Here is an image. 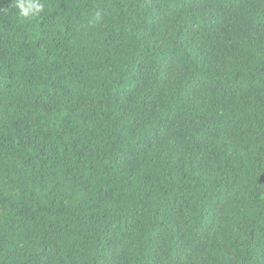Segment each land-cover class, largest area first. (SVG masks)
I'll use <instances>...</instances> for the list:
<instances>
[{
    "label": "trees",
    "instance_id": "obj_1",
    "mask_svg": "<svg viewBox=\"0 0 264 264\" xmlns=\"http://www.w3.org/2000/svg\"><path fill=\"white\" fill-rule=\"evenodd\" d=\"M41 2L0 0V264H264V0Z\"/></svg>",
    "mask_w": 264,
    "mask_h": 264
},
{
    "label": "clouds",
    "instance_id": "obj_2",
    "mask_svg": "<svg viewBox=\"0 0 264 264\" xmlns=\"http://www.w3.org/2000/svg\"><path fill=\"white\" fill-rule=\"evenodd\" d=\"M14 7L18 10V14L23 18H33L38 16L45 5L41 0H15ZM101 14L96 13V20L99 21Z\"/></svg>",
    "mask_w": 264,
    "mask_h": 264
}]
</instances>
